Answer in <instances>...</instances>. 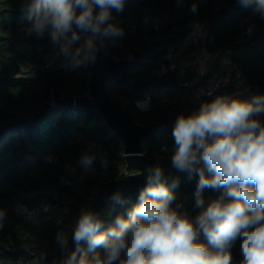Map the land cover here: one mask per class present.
Instances as JSON below:
<instances>
[{
  "label": "trees",
  "instance_id": "trees-1",
  "mask_svg": "<svg viewBox=\"0 0 264 264\" xmlns=\"http://www.w3.org/2000/svg\"><path fill=\"white\" fill-rule=\"evenodd\" d=\"M28 3L0 0V209L6 211L0 241L28 231L35 240H19L15 249L0 250V260L27 254L31 248L32 264H62L66 250L58 247L57 232L69 238L81 209L90 206L102 183L132 171L127 170L124 140L97 109L54 103L34 120L54 91L61 97L89 93L91 75L90 62L72 67L47 31L43 38L29 34ZM110 11V23L122 30V35L111 37L115 57L135 60L123 77L108 73L110 99L139 124L154 123L151 132L142 137L143 152L159 164L169 185L173 179L179 181L173 189V206L181 205L182 212L194 217L199 211L194 207L199 176L194 173L189 177L172 167V131L180 114L189 115L209 100L196 97L175 73L161 74V59L182 42L193 23L207 21L203 46L209 52L232 51L233 61L250 87L243 100L264 96V19L253 6L243 7L239 0H124L122 11ZM73 30L79 36L72 44L75 49L88 37L75 26ZM148 98L149 106H138ZM258 118L264 123V112ZM83 154L95 157L90 169L80 164ZM198 167L211 175L203 163ZM143 189L110 200L101 231H106L117 215L126 217ZM222 192L206 188L202 196L207 204ZM17 202L31 207L48 204L51 210L43 213L40 223L33 224L14 212ZM201 242L207 243L203 237ZM240 244L238 239L231 249L233 264L242 260ZM86 252L93 254L88 248Z\"/></svg>",
  "mask_w": 264,
  "mask_h": 264
},
{
  "label": "clouds",
  "instance_id": "clouds-1",
  "mask_svg": "<svg viewBox=\"0 0 264 264\" xmlns=\"http://www.w3.org/2000/svg\"><path fill=\"white\" fill-rule=\"evenodd\" d=\"M239 2L243 7L253 6L264 19V0ZM123 6L124 0H29V34L43 38L47 31L71 66L79 67L94 62L96 39L122 35L110 23V10L122 11ZM74 26L90 33L75 49L72 44L79 36ZM138 106L145 108L147 102ZM262 112L264 96L247 101L222 95L189 115L180 114L172 131L171 165L189 177L198 174L194 205L198 213L193 217L182 212L181 205L173 206V189L179 181L173 179L169 185L160 167L148 168L147 186L126 217L117 215L101 231L102 219L81 209L73 229L75 248L70 252L67 235L57 232V245L66 250L62 264H233L231 249L238 239L239 264H264V123L258 118ZM94 160L83 154L80 164L87 170ZM201 162L210 176L198 167ZM206 188L223 192L206 204L202 196ZM113 199L119 200V194ZM5 219L6 211L0 209V229ZM84 245L92 250L91 256Z\"/></svg>",
  "mask_w": 264,
  "mask_h": 264
},
{
  "label": "water",
  "instance_id": "water-1",
  "mask_svg": "<svg viewBox=\"0 0 264 264\" xmlns=\"http://www.w3.org/2000/svg\"><path fill=\"white\" fill-rule=\"evenodd\" d=\"M77 11L79 12V9ZM94 12H97V10L94 9ZM95 43L97 51L94 62H90L91 79L89 93L84 96L70 95L61 97L58 91H54L44 104L43 109L35 115L34 120H38L50 104L68 105L76 103L84 107L97 109L103 115L108 125L124 140L127 170L132 172L120 179L103 182L95 193L90 206L87 208L103 219L106 204L116 194H119L120 198L126 197L145 188L147 186L146 170L160 166L143 152L142 137L147 136L151 132L154 123L142 125L136 122L128 111L112 102L107 91L108 73H114L119 75V77H123L128 67L135 63V60L127 58L117 59L112 50L111 37L96 39ZM73 229L74 226L69 234L67 252L75 248L72 240ZM84 248L87 251V245H84Z\"/></svg>",
  "mask_w": 264,
  "mask_h": 264
},
{
  "label": "built area",
  "instance_id": "built-area-1",
  "mask_svg": "<svg viewBox=\"0 0 264 264\" xmlns=\"http://www.w3.org/2000/svg\"><path fill=\"white\" fill-rule=\"evenodd\" d=\"M145 20L146 22H149L150 18L146 17ZM207 29V21L193 23L190 32L182 42L172 46L162 57L159 70L160 73H175L182 85L191 88L196 97L207 98L209 102L217 96L223 95L234 97V91L237 88H246L248 92L250 87L246 83V76L239 64L233 61L231 50L226 52L231 61L229 69L224 64H219L209 75H206L205 71H196L194 67V59L199 55L202 48L205 49L202 41ZM84 35L88 37L90 33L85 32ZM129 58L132 59V57ZM229 75L233 77L235 84L230 83ZM146 102L147 106H149L150 98H148ZM95 149L97 148L95 147ZM50 210L51 208L48 204L39 207H31L27 203L17 202L14 207V212L21 219L33 224L40 223L43 213ZM19 240L34 241L35 237L34 234L29 231L24 234H19L16 238L9 237L7 241H0V250L5 251L15 249L16 241ZM33 245L35 244L33 243ZM33 253V250L28 248L27 254L1 258L0 264H32L29 254Z\"/></svg>",
  "mask_w": 264,
  "mask_h": 264
},
{
  "label": "crops",
  "instance_id": "crops-1",
  "mask_svg": "<svg viewBox=\"0 0 264 264\" xmlns=\"http://www.w3.org/2000/svg\"><path fill=\"white\" fill-rule=\"evenodd\" d=\"M219 64H224L228 69L230 68L231 61L226 52H209L206 49L202 48L199 55L194 59V67L196 71H205L206 75L211 74ZM229 79L231 84H235V81L233 80V77L231 75H229ZM241 90V88H237L234 91V97L243 100L244 96L242 95Z\"/></svg>",
  "mask_w": 264,
  "mask_h": 264
},
{
  "label": "rangeland",
  "instance_id": "rangeland-1",
  "mask_svg": "<svg viewBox=\"0 0 264 264\" xmlns=\"http://www.w3.org/2000/svg\"><path fill=\"white\" fill-rule=\"evenodd\" d=\"M225 53V52H224ZM242 90H241V92H242V95L244 96L246 93H247V90H246V88H241Z\"/></svg>",
  "mask_w": 264,
  "mask_h": 264
}]
</instances>
